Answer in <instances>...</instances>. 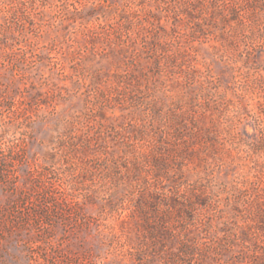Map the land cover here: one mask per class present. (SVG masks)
<instances>
[{
    "label": "rangeland",
    "instance_id": "rangeland-1",
    "mask_svg": "<svg viewBox=\"0 0 264 264\" xmlns=\"http://www.w3.org/2000/svg\"><path fill=\"white\" fill-rule=\"evenodd\" d=\"M0 264H264V0H0Z\"/></svg>",
    "mask_w": 264,
    "mask_h": 264
}]
</instances>
